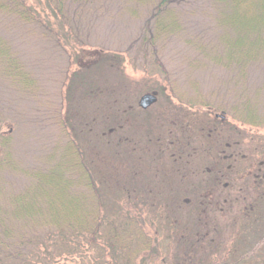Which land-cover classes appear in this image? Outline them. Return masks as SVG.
I'll use <instances>...</instances> for the list:
<instances>
[{"label":"rangeland","instance_id":"rangeland-1","mask_svg":"<svg viewBox=\"0 0 264 264\" xmlns=\"http://www.w3.org/2000/svg\"><path fill=\"white\" fill-rule=\"evenodd\" d=\"M150 1L82 6L79 22L63 28L55 19L48 28L0 16V37L36 79L22 90L0 75V133L11 136L19 164L35 168L53 144L65 139L61 120L73 125L76 136L82 126L90 129L88 145L83 141L87 152L102 143L98 129H113L110 144L98 148L111 165L96 171L103 215L121 225L128 220L123 213L135 212L133 219L155 242L156 264L167 255V264H264V196L243 189L255 173L251 163L264 160V64L251 66L244 79L236 64L225 66V45L218 41L224 31L215 26L209 0L181 5L182 31L141 42L144 29L152 31ZM52 30L58 36L77 32L82 45L67 39L70 45L58 49ZM152 92L156 102L139 109V98ZM206 106L224 112L239 136L219 140L217 130L209 137ZM250 116L259 123H250ZM186 139L190 144H183L179 161L175 147ZM227 139L238 142L235 161L234 156L220 158ZM209 167L211 172L224 167L231 175L211 193L201 185L202 171ZM2 173L6 189L22 188L23 177ZM244 173L246 184L240 185ZM176 231L184 238L178 240Z\"/></svg>","mask_w":264,"mask_h":264},{"label":"trees","instance_id":"trees-1","mask_svg":"<svg viewBox=\"0 0 264 264\" xmlns=\"http://www.w3.org/2000/svg\"><path fill=\"white\" fill-rule=\"evenodd\" d=\"M35 1L34 6L28 0H0V16L26 25L43 23L48 28L55 19L62 28L67 24L72 27L79 22L82 6L104 0ZM186 1L151 0L152 31L145 28L141 42L146 44L155 41L159 34L182 31L181 9ZM209 1L215 26L224 31L218 41L225 45L229 62L225 66L236 64L235 70L244 79L251 66L264 64V0ZM38 5L40 10L35 9ZM58 33L57 30L51 33L58 49L70 45L67 39L82 45L77 32H62L59 36ZM215 61L220 63L221 56ZM27 70L0 37L2 78L25 90L36 83ZM73 73L67 76L65 93L71 91ZM250 118L254 121L250 123H259L253 116ZM60 124V138L65 139L53 144L41 165L35 168L22 167L15 157L11 136L0 133V264H156L159 254L155 242L133 219L137 218L133 215L135 212H131L132 216L123 213L122 218L128 220H123L121 225L103 215V195L96 171L111 165L98 148L108 143L112 134L107 129H98L96 138L102 143L92 147L93 155L89 156L91 150L85 149L88 145L85 135L91 134L90 129L82 126L80 135L76 136L71 123L61 120ZM2 172L23 177L22 188L6 189ZM176 234L178 240L184 238L178 231ZM170 258L169 255L162 257L159 264Z\"/></svg>","mask_w":264,"mask_h":264},{"label":"flooded vegetation","instance_id":"flooded-vegetation-1","mask_svg":"<svg viewBox=\"0 0 264 264\" xmlns=\"http://www.w3.org/2000/svg\"><path fill=\"white\" fill-rule=\"evenodd\" d=\"M144 95V94H143ZM140 99V98H139ZM156 99H157V95H156ZM156 102V101H155ZM154 104V103H153ZM138 106H139V109L145 111L147 110L150 105L147 107V108H141L140 105H139V100H138ZM206 108L205 110V113L207 115V117L204 116L203 120H205L206 122V127H208V136L210 137L212 135L213 132L219 130V133L216 135L218 136L219 140L220 139H226L227 136L230 138V136H236V138L239 136L240 132L238 131V127L236 125L233 126L232 123L229 122V119L226 117V114L223 112H221L220 114L216 113L215 111H213L210 107L206 106L204 107ZM125 114V113H124ZM122 116H123V113H122ZM214 128L212 130V127ZM211 127V128H209ZM223 127L225 128V130L227 131L226 133H224V130H223ZM113 131V129H109L108 130V133L111 134V132ZM230 131V134L228 133ZM223 134V135H222ZM178 134H176L177 136ZM178 137V136H177ZM176 139V138H175ZM229 140L231 139H227V141L224 142V148H226L225 150L227 151H220V153H223V154H220L222 155L220 158L221 160H230V158H233L234 156V160L235 161L236 157H237V140H235L233 143H230ZM176 141H178L176 139ZM174 141V145H175V142ZM182 144H178L177 147V151L178 153H175L177 154V158H179V161L182 160V154H183V144L185 143V145H189L190 144V141L189 140H181ZM173 143V140L170 142V144ZM169 144V143H168ZM171 154H174L173 152ZM243 155H241L242 157ZM174 162L176 161V159H173ZM187 163L189 164V162L187 161ZM251 166L254 167L255 169V173L251 176L252 178V181L250 182V184H248L247 186H245L243 189H244V192H257L258 195H262L264 196V160H254L252 163H251ZM226 167V166H225ZM229 168V166H228ZM224 167H218V170H214L213 172H211V168L209 167L208 169H204L202 172H205V173H202L203 176V183L201 184L202 188L205 189L203 191H208L209 193H211L213 191V189L216 187L215 185H220L221 184V180H223L224 178L227 177V173L224 171ZM198 172V171H197ZM246 174H242L241 176H239L238 178H240V185L241 184H246ZM231 176V175H230ZM228 176V177H230ZM227 177V178H228ZM234 179H236L235 176H233ZM225 185V187L228 185V183L224 182L223 183ZM210 185V186H208ZM223 185V186H224ZM215 186V187H214ZM180 187L178 186L176 189H179ZM246 188V189H245ZM252 194V193H251ZM173 199V198H172ZM174 202H178L180 203L181 202V199L178 200L175 198L173 199ZM179 206V205H178Z\"/></svg>","mask_w":264,"mask_h":264},{"label":"water","instance_id":"water-1","mask_svg":"<svg viewBox=\"0 0 264 264\" xmlns=\"http://www.w3.org/2000/svg\"><path fill=\"white\" fill-rule=\"evenodd\" d=\"M156 101V93H146L142 95L139 99V105L141 108H147L149 105H152Z\"/></svg>","mask_w":264,"mask_h":264}]
</instances>
